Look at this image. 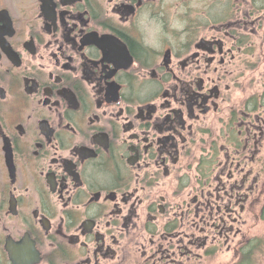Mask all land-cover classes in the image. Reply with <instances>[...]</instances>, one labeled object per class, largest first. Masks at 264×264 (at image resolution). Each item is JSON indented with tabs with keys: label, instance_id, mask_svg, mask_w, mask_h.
<instances>
[{
	"label": "flooded vegetation",
	"instance_id": "obj_1",
	"mask_svg": "<svg viewBox=\"0 0 264 264\" xmlns=\"http://www.w3.org/2000/svg\"><path fill=\"white\" fill-rule=\"evenodd\" d=\"M0 264H264V0H0Z\"/></svg>",
	"mask_w": 264,
	"mask_h": 264
},
{
	"label": "rangeland",
	"instance_id": "obj_2",
	"mask_svg": "<svg viewBox=\"0 0 264 264\" xmlns=\"http://www.w3.org/2000/svg\"><path fill=\"white\" fill-rule=\"evenodd\" d=\"M205 150V144H201V146L196 150V162L198 160V158L201 156V154L204 152Z\"/></svg>",
	"mask_w": 264,
	"mask_h": 264
}]
</instances>
